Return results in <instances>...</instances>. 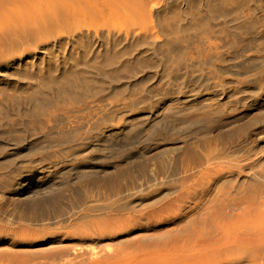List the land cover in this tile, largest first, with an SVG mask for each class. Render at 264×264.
Instances as JSON below:
<instances>
[{
    "label": "rangeland",
    "instance_id": "1",
    "mask_svg": "<svg viewBox=\"0 0 264 264\" xmlns=\"http://www.w3.org/2000/svg\"><path fill=\"white\" fill-rule=\"evenodd\" d=\"M144 1V19L75 23L0 57V264H212L202 256L215 233L204 220L215 190L200 196L197 169L209 144L235 145L264 128V0ZM242 60L259 67L247 72ZM104 66L123 78L104 81ZM236 97L246 103L235 106ZM199 116L208 129L194 123ZM40 197L42 206L30 203ZM50 204L59 214L48 215ZM254 210L244 225L257 223Z\"/></svg>",
    "mask_w": 264,
    "mask_h": 264
},
{
    "label": "bare ground",
    "instance_id": "2",
    "mask_svg": "<svg viewBox=\"0 0 264 264\" xmlns=\"http://www.w3.org/2000/svg\"><path fill=\"white\" fill-rule=\"evenodd\" d=\"M169 1L171 3V2H173L175 0H169ZM224 2H225V0H224ZM216 3L217 2H215V4ZM223 4L224 3H222V6L223 7H221V8H224L225 7ZM220 6H221V4H220ZM211 8H212V6H211ZM213 8H215L214 5H213ZM216 10H218V9H216ZM225 10H226V8H225ZM225 10L223 9V11H225ZM219 11H220V9L217 12H219ZM147 14L148 13H146L145 1L144 0H94L92 2H91V0L90 1L89 0H0V57H3V55L6 54L5 52H10L9 50H14L15 51V49H16L15 47L17 46L16 44H18L19 42H32V41L34 42V41H36L37 37L40 36L41 33H53V32H55L57 30H61V29H64V28L65 29L66 28H69L72 24H75V23H77V24L80 23L81 24L83 22H90V23H96L97 24L99 22L100 23H102V22H115L117 20H121V19H124V18H129V17L136 18V16L144 19V18L147 17ZM150 15H151V13H150ZM230 22L231 21H229V23ZM172 24H174V23L172 22ZM238 27L240 28V26H238ZM244 29H246V28H244ZM141 42H143V41H141ZM172 49H173V47H172ZM17 51L20 52V50H17ZM10 54H11V52H10ZM13 54H14V52H13ZM13 54H11V55H13ZM17 54H18V52L16 53V55ZM16 55H14V56L16 57ZM162 57H164V56H162ZM106 58H107V56H106ZM237 58H239V57H237ZM111 61L114 62L113 59ZM165 61H167V60H165ZM250 61L249 60L248 61L242 60V62L241 61L240 62L238 61V63L241 65L242 68L240 67V65H237L236 64V66L238 68H241V69L245 70V71H247V70L250 71V70L258 69L259 66L258 65H255L254 63H252ZM224 62H226V60ZM120 63H118V64L120 65ZM107 64H108V62H107ZM110 64L115 65L116 63L115 64L110 63ZM110 64H108V67H109ZM118 64H116V65L118 66ZM262 64H263V68H264V61L262 62ZM105 67L106 66H104V69L102 68L103 69L102 70L103 71L102 73L104 75V81L108 80V81L116 82V81H119L121 79L122 75L119 74L121 71L120 72L118 71V70H120V68L117 71L116 70L114 71V70H112L110 68H109L110 69L109 70L108 68H105ZM220 67H221V65H220ZM260 68H261V66H260ZM131 69L133 71V68H131ZM131 69H129V71ZM224 69L226 70L227 68H224ZM224 69H220L219 68V70H224ZM228 70H229V68H228ZM261 70H262V68L260 69L259 73L261 72ZM132 71H130V72H132ZM249 71H247V72H249ZM132 75H130V76H132ZM135 75L137 76V74H135ZM63 76H65V74ZM71 76H69L67 74V76L64 77V78H61V80H64L63 83H65L66 81H69V82L70 81H73V77H71ZM77 77H78V75H77ZM77 77H75V79ZM81 77H83V76L81 75ZM129 78H131V77H129ZM133 78L134 77H132L131 79H133ZM75 79H74V81L77 80V79L76 80ZM82 79H85V83L84 82H81V83H84L85 85H87L86 84V81L87 82L90 81V83H92V80H91V77L90 76L85 75V78H82ZM82 79H80V80H82ZM80 80H77V82L78 81L80 82ZM199 80H201V79H199ZM69 82H67V83L69 84ZM94 82H96V81H94ZM102 82H103V80H102ZM57 83H59V82L57 81ZM70 85H71V82H70ZM87 86H85V87H87ZM90 86H91V84H90ZM90 86H88V87H90ZM71 87H73V86H71ZM76 87L77 86H75L74 88H76ZM78 87H79V84H78ZM74 88H73V90H74ZM90 88H92V87H90ZM240 91H241L240 89L237 90V88H236L234 92H231L232 93V96H236L237 94L238 95L241 94ZM36 94H38V93H36ZM228 97H231V95L229 94ZM29 100H35V98H31ZM233 102H234L235 106L236 105H239V103H241V102H242V105H243V103H246V100H244V98H242V97L241 98H237L236 97V98H233V101H231V103H233ZM247 102H248V100H247ZM41 103H42V101H41ZM39 104H40V102H39ZM232 105H231V107H232ZM2 107H4V106H2ZM34 107L36 108V106H34ZM37 107H39V106L37 105ZM228 107H230V104H229ZM233 107H234V105H233ZM42 108H43V106H42ZM83 108H84V106H83ZM86 108H84V109H86ZM225 108L219 109L218 111L216 109L215 113H217V116L219 118L221 117L220 116L221 114L219 115V113L224 112V109ZM230 108H228V109H230ZM35 110H38V108L35 109ZM260 111L264 113V109L263 108H261ZM4 112H5V110H4ZM38 112H40V111H37V113ZM233 113H234V111H233ZM1 114H3V113H1ZM46 115H48V114L46 113ZM199 117H201V116H199ZM205 117L207 118V115H205ZM237 118L238 117H236V116L235 117H227V119L225 118V120H226L225 124L227 123L226 125L231 126L233 123H235V122L238 121ZM205 119H203L202 117L201 118H198L194 123H196L198 125L200 124L201 126H203L205 124V121H204ZM220 120H223V119L221 118ZM187 122H189V121H187ZM208 122H209V120H208ZM29 125H31V124H29ZM140 125H145V123H142ZM205 125H207V124H205ZM228 126H226V127H228ZM136 127L137 126L134 125L130 129V131H131L130 133L132 134V135L130 134V136H132L133 138L136 137V136H138V131H137ZM203 127H206V126H203ZM78 128H80V127H78ZM199 129H201V128H199ZM228 129L225 132L231 131L230 129L229 130ZM234 129L235 128H232V130H234ZM199 132H201V131L199 130ZM207 132L208 131H206V133ZM231 132H233V131H231ZM206 133H205V135H206ZM66 134H68V133H66ZM159 134H161V133H159ZM263 134H264V128H258L256 130H254L253 133H251V134L248 133L247 135H244L242 141H240L238 144L236 142V144L234 145L235 142H233V145L230 144L231 146H229V145H226V146L225 145H222V147L215 148V149H213L212 148V145H210V144L207 147L206 146L207 142H205V141L202 142L203 143V147H202V145H201V147L202 148H205V146L207 147V149L205 148V151L207 152V154H205V152H204L203 154H205V156L202 155V157H204V158L203 159L202 158L200 159V161H201L200 162V165L197 164L198 165V169L197 170H199V172L202 173V174L200 173L201 174L200 183H199L200 190H198V191H200V196H206L207 190L209 189L208 188L209 185H210V187L211 186L214 187L213 189L215 190V193L212 195V197H211L212 199H210V203H209V205H207L208 207L206 206L208 208V210H209V212H208L209 214L206 213L208 217L205 216V219L204 220H207L206 218H209L210 221H209V219L207 220V221H209V223L212 222V223H215L216 224L215 225V231H214L215 233H214V235L212 237V242H211L209 248L203 254L202 259L203 260L210 261L212 264H223V263H226V262H229V261L230 262L238 263V262L246 261V260H249V261H251L254 264H264V220H263V223L261 221L262 224H260V223L257 224L258 222H260V221H258V219H261V217H259V216H261L260 214L264 213V209H263L264 208V162L261 163V161L264 160V143L263 142L262 143L257 142V141L261 140L262 138H264V135ZM75 135H76V133H75ZM106 138H108V137H106ZM18 140L19 139H17V141ZM153 140H154V138H153ZM103 142H107V139H104ZM204 159H205V161H203ZM139 164L140 163H138V165ZM143 164H144V162L141 163V165H142V166L140 165L141 167L137 165L139 167L137 169H139L141 172L142 171H145V166H143ZM141 172H139V173H141ZM145 175L146 174H144V176ZM85 177H87V176H85ZM207 178H210V180L207 181ZM80 179H81V177H80ZM59 193L58 192L56 193L57 196H55V197H57V198L54 197L57 200H58V197H60L58 195ZM165 195H167V193ZM165 195L164 196H159L158 198H156L154 200V204L153 205H155L157 202L161 201L165 197ZM195 195H197V194H195ZM198 195H199V193H198ZM183 198H184V196H183ZM37 199L35 201L31 200L30 203L32 205H35V206L38 207L39 205L42 206L41 204H43V202H45V200H47V199H41V197L40 198H37ZM49 199H51L50 196H49ZM54 201H56V200H54ZM93 207H94V205H93ZM261 207H263L262 208L263 210L260 209ZM57 208H58L57 205L50 204V209H49V212H48L49 214L48 215H50V214H54L55 215L57 213ZM102 208L103 207H101V209ZM120 208L118 207V209H120ZM126 208H127V206L126 207L124 206V208H121V209H126ZM89 209H91V208H89ZM93 209L92 210H89V211H95ZM99 209H97V210H99ZM258 209L259 210H262V212L259 211L260 212L259 213L258 212ZM252 210H254L253 212L255 214H258V215L255 216L256 219L258 218L257 219V223L255 222L256 225L253 224L252 221H255V220H253V218H252V221L250 220V223L252 225L249 223L248 226H246V224L245 225L243 224L245 222L244 216H245V214L247 212H248L247 214H249L250 212H252ZM132 211H134L135 213H137L136 211L139 212V209L137 210L135 208ZM227 211L230 212L231 217H228L226 215V214H228ZM59 212H60V209L58 208V214H59ZM43 214L45 215L46 213H44V211H43ZM50 216H52V215H50ZM143 217H144V215L141 214L140 215V218L142 219ZM250 217H248V218H250ZM252 217H254V216H252ZM262 217H263V215H262ZM202 219H203V217H202ZM236 219H238V220L235 223L234 221ZM37 222H38V220H37ZM230 222L231 223H234V224H238L237 222H239L240 224L242 223L243 225L241 224L240 225L241 227L240 226L237 227V225H235L234 228H233L232 226H230V224H231ZM248 222H249V219H248ZM248 222H246V223H248ZM101 223H102V221H101ZM198 226H199V224H198ZM59 228H61V227H59ZM100 228H102V227H100ZM103 231H105V229L98 231V234L101 233L100 236H103V234H102V233H104ZM112 234L113 233L110 232L107 236L112 235ZM65 248L68 249L67 247H65ZM70 249H72V247ZM64 251H66V250H64ZM109 257H106V258H109ZM116 257L117 256H115V258ZM101 259H97V261H95V262L92 261L93 262L92 264H135L133 262H131V263L126 262L125 260H122V259H117V260L116 259L115 260H109V259L108 260H101ZM111 259H112V255H111ZM170 262L172 263V260H170ZM77 264H79V263H77ZM81 264H83V263H81ZM85 264H86V262H85Z\"/></svg>",
    "mask_w": 264,
    "mask_h": 264
}]
</instances>
